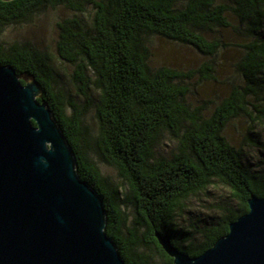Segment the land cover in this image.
Instances as JSON below:
<instances>
[{
	"label": "trees",
	"instance_id": "obj_1",
	"mask_svg": "<svg viewBox=\"0 0 264 264\" xmlns=\"http://www.w3.org/2000/svg\"><path fill=\"white\" fill-rule=\"evenodd\" d=\"M60 6L71 16L56 23L55 54L73 66L71 80L82 108L70 101L73 115H66L54 89L51 56L30 42L0 45V65L12 67L23 85L27 79L38 85L36 100L50 109L79 178L101 198L105 235L125 264L173 263L155 231L190 257L201 255L247 213L251 196L264 198V169L249 168L243 149L223 135L226 125L241 116L253 125L264 123V0H0V32ZM229 17L250 39L236 65L243 85L232 88L204 118L199 108L185 104L188 90L177 83L193 73L166 67L151 71L146 38L157 35L213 57L220 42L208 34L230 27ZM211 70L204 64L195 73L209 80ZM89 108L98 124L94 150L116 169L124 191L107 182L86 153L88 135L81 118ZM164 133L176 140V148L169 157H156ZM215 183L229 192L236 206L222 209L215 221L193 234L175 228L185 201ZM120 203L131 204L135 211L126 235ZM144 251L157 260L151 263Z\"/></svg>",
	"mask_w": 264,
	"mask_h": 264
},
{
	"label": "water",
	"instance_id": "obj_2",
	"mask_svg": "<svg viewBox=\"0 0 264 264\" xmlns=\"http://www.w3.org/2000/svg\"><path fill=\"white\" fill-rule=\"evenodd\" d=\"M11 1V0H1ZM38 85L0 65V264H125L104 232L99 195L82 181ZM199 256L154 237L172 264H264V198Z\"/></svg>",
	"mask_w": 264,
	"mask_h": 264
},
{
	"label": "rangeland",
	"instance_id": "obj_3",
	"mask_svg": "<svg viewBox=\"0 0 264 264\" xmlns=\"http://www.w3.org/2000/svg\"><path fill=\"white\" fill-rule=\"evenodd\" d=\"M70 16L71 12L62 6L48 8L31 22L10 25L0 32V45L4 47L12 43L30 42L51 56L56 73L54 89L63 99L67 116L73 115L72 108L69 106L70 101L76 103L79 108H82L83 105V100L75 93L71 80L73 66L59 61L55 54L56 23ZM228 21L231 24L230 27L217 28L208 34L210 40L220 42L218 52L213 57L201 55L190 46L157 35L146 38L147 65L151 71L166 67L186 75L193 73L191 77L179 80L177 83L188 90L183 99L185 104L190 109L199 108L204 118L212 114L215 107L229 95L232 88L243 85L236 65L244 55L243 46L250 39L238 32V29L235 28L237 23L234 18L229 17ZM204 64L212 67L209 80H205L201 74L195 73ZM30 82L27 79V83ZM81 120L88 135V144L85 147L87 155L107 182L121 186L124 191V184L116 169L102 162L94 150L93 139L98 131V124L93 109L89 108L85 111ZM223 135L232 146L243 149L249 168L254 171L264 169V123L253 125L247 117L241 116L232 119L226 125ZM175 148L176 140L168 133H164L156 144L155 156L169 157ZM235 206L236 203L230 197L229 192L215 183L204 192L191 196L185 201L183 209L175 216L174 226L179 231L183 230L193 234L200 227L215 221L222 209ZM120 208L123 219L122 235H126L133 226L135 211L129 203H120ZM144 253L148 255L151 263L157 260L152 252L144 251Z\"/></svg>",
	"mask_w": 264,
	"mask_h": 264
}]
</instances>
